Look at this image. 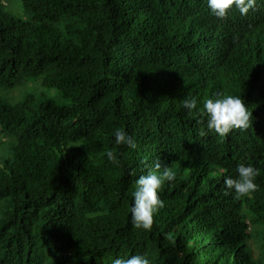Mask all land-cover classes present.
I'll return each mask as SVG.
<instances>
[{
	"label": "trees",
	"instance_id": "16d2710c",
	"mask_svg": "<svg viewBox=\"0 0 264 264\" xmlns=\"http://www.w3.org/2000/svg\"><path fill=\"white\" fill-rule=\"evenodd\" d=\"M36 79L44 92L9 100ZM0 91V264H264V0L223 20L207 0H0ZM218 93L252 127L222 138L183 105ZM157 162L177 178L136 229L135 181ZM241 162L261 174L237 198L224 177Z\"/></svg>",
	"mask_w": 264,
	"mask_h": 264
},
{
	"label": "clouds",
	"instance_id": "9594fccd",
	"mask_svg": "<svg viewBox=\"0 0 264 264\" xmlns=\"http://www.w3.org/2000/svg\"><path fill=\"white\" fill-rule=\"evenodd\" d=\"M257 0H207L210 13L217 19L228 17L233 8L242 15H246L256 6ZM195 97L187 98L183 105L189 112L199 117L198 122L205 125L207 131H212L220 137H226L234 129L247 130L252 127V111L246 106L241 95L218 93L215 98H208L198 107ZM202 130L200 135H206ZM114 143L127 145L130 149H136L135 140L123 129H114ZM107 159L115 166L120 167L122 160L117 152L109 150ZM235 177L225 176L224 184L226 192H235L237 198L246 197L254 193L259 185L256 180L261 170L252 163L241 162L235 169ZM177 178V172L167 164L157 162L154 169L141 175L135 181L134 197L130 208L131 223L136 229L151 231L154 216L165 207V200L159 195V191L165 183H172ZM170 239L171 235L169 236ZM112 264H151L145 255H131L128 258L117 257Z\"/></svg>",
	"mask_w": 264,
	"mask_h": 264
},
{
	"label": "rangeland",
	"instance_id": "374dc122",
	"mask_svg": "<svg viewBox=\"0 0 264 264\" xmlns=\"http://www.w3.org/2000/svg\"><path fill=\"white\" fill-rule=\"evenodd\" d=\"M10 7L16 14L17 12L15 9V6L11 4ZM16 8L19 11L23 12V10L21 9L18 2L16 4ZM20 15H23V14H20ZM3 90H6V88L4 87ZM39 90H40V92H44L42 89H40L39 79H36L34 81H31V82H26V83L22 84L21 86L13 89L12 92L10 93L11 98H9V97L8 98L11 102H16V101L20 100L25 94L36 93ZM45 94H47L49 97H51L58 105H69L68 102L62 98L60 91L48 89V90H45ZM0 95L3 97H7L1 91H0Z\"/></svg>",
	"mask_w": 264,
	"mask_h": 264
}]
</instances>
